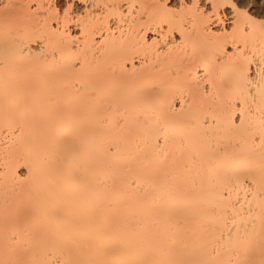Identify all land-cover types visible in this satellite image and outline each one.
Listing matches in <instances>:
<instances>
[{"label": "bare ground", "instance_id": "bare-ground-1", "mask_svg": "<svg viewBox=\"0 0 264 264\" xmlns=\"http://www.w3.org/2000/svg\"><path fill=\"white\" fill-rule=\"evenodd\" d=\"M246 9L0 0V264H264Z\"/></svg>", "mask_w": 264, "mask_h": 264}, {"label": "rangeland", "instance_id": "rangeland-1", "mask_svg": "<svg viewBox=\"0 0 264 264\" xmlns=\"http://www.w3.org/2000/svg\"><path fill=\"white\" fill-rule=\"evenodd\" d=\"M233 1L238 4L239 8H244V9L247 8L246 10L252 15H255L257 12H260V10H264V6H262L264 5V0H233ZM169 7L171 9H174L172 6H169ZM258 7H260V9Z\"/></svg>", "mask_w": 264, "mask_h": 264}]
</instances>
